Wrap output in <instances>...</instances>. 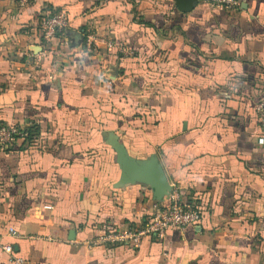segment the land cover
I'll use <instances>...</instances> for the list:
<instances>
[{
    "label": "crops",
    "instance_id": "1",
    "mask_svg": "<svg viewBox=\"0 0 264 264\" xmlns=\"http://www.w3.org/2000/svg\"><path fill=\"white\" fill-rule=\"evenodd\" d=\"M57 10L67 26L42 46ZM259 101L264 0H0V124L40 132L0 151V264L3 244L29 264H264ZM123 153L155 156L200 220L139 247L95 244L170 202L126 179Z\"/></svg>",
    "mask_w": 264,
    "mask_h": 264
},
{
    "label": "built area",
    "instance_id": "2",
    "mask_svg": "<svg viewBox=\"0 0 264 264\" xmlns=\"http://www.w3.org/2000/svg\"><path fill=\"white\" fill-rule=\"evenodd\" d=\"M210 5H220L224 7H235L238 0H201ZM67 17L64 11L57 10L42 17L38 23L40 35L43 44L46 45L52 37L67 26ZM93 38L90 34L84 36V45L88 51L93 49ZM108 43V46H112ZM43 50V49H42ZM32 53H28L29 59ZM256 117L259 126V142L264 145V101H259L256 106ZM27 126L20 125H4L0 124V151L11 150L26 145L25 129ZM37 137L33 138L32 144H35ZM30 146V145H27ZM169 203L164 205H156L153 207L152 214L141 227H106L103 233L97 235L94 239L95 244L117 246L129 244L139 247L144 238L155 237L161 239L170 229H180L189 224H195L200 220V211L197 206H189L185 200L176 191H170ZM51 208V205H45ZM8 233L16 235L17 232L9 227ZM2 250L8 254V260L11 264H29V260L16 255L10 244H3Z\"/></svg>",
    "mask_w": 264,
    "mask_h": 264
},
{
    "label": "water",
    "instance_id": "3",
    "mask_svg": "<svg viewBox=\"0 0 264 264\" xmlns=\"http://www.w3.org/2000/svg\"><path fill=\"white\" fill-rule=\"evenodd\" d=\"M196 4L197 0H176V5L182 12L190 11ZM120 163L126 179L139 181L149 186L152 189V196L156 200H160L164 196L168 197L171 185L163 166L155 156L145 162H139L123 153Z\"/></svg>",
    "mask_w": 264,
    "mask_h": 264
},
{
    "label": "trees",
    "instance_id": "4",
    "mask_svg": "<svg viewBox=\"0 0 264 264\" xmlns=\"http://www.w3.org/2000/svg\"><path fill=\"white\" fill-rule=\"evenodd\" d=\"M25 133H26V137H25L26 145H22L20 147L31 145V143L33 142V138L37 137L40 134L38 126L36 124H30L25 129Z\"/></svg>",
    "mask_w": 264,
    "mask_h": 264
}]
</instances>
